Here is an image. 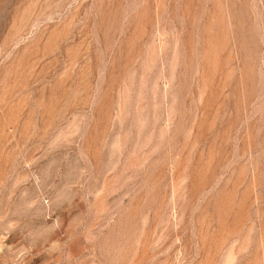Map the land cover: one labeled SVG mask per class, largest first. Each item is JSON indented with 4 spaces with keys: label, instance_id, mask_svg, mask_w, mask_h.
I'll return each mask as SVG.
<instances>
[{
    "label": "rangeland",
    "instance_id": "374dc122",
    "mask_svg": "<svg viewBox=\"0 0 264 264\" xmlns=\"http://www.w3.org/2000/svg\"><path fill=\"white\" fill-rule=\"evenodd\" d=\"M0 264H264V0H0Z\"/></svg>",
    "mask_w": 264,
    "mask_h": 264
}]
</instances>
